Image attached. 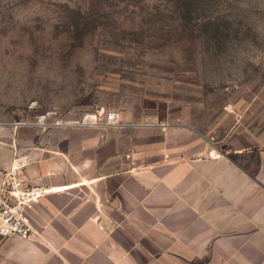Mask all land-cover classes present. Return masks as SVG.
<instances>
[{"label":"rangeland","instance_id":"1","mask_svg":"<svg viewBox=\"0 0 264 264\" xmlns=\"http://www.w3.org/2000/svg\"><path fill=\"white\" fill-rule=\"evenodd\" d=\"M96 111L264 138V0H0V146Z\"/></svg>","mask_w":264,"mask_h":264},{"label":"crops","instance_id":"2","mask_svg":"<svg viewBox=\"0 0 264 264\" xmlns=\"http://www.w3.org/2000/svg\"><path fill=\"white\" fill-rule=\"evenodd\" d=\"M127 127V128H126ZM0 146L46 192L0 264H264V138L187 126L21 127ZM35 135V136H34ZM225 147H221V144Z\"/></svg>","mask_w":264,"mask_h":264},{"label":"built area","instance_id":"3","mask_svg":"<svg viewBox=\"0 0 264 264\" xmlns=\"http://www.w3.org/2000/svg\"><path fill=\"white\" fill-rule=\"evenodd\" d=\"M48 117L54 118L55 122L47 123ZM38 124L46 127L83 129H95L100 126L125 128L118 114H106L103 111L88 113L81 119L71 121L60 119L55 113H48ZM28 164L27 157L15 158L0 186V248L10 237L32 239L36 235L28 211L40 202L47 191L26 180L25 168Z\"/></svg>","mask_w":264,"mask_h":264}]
</instances>
